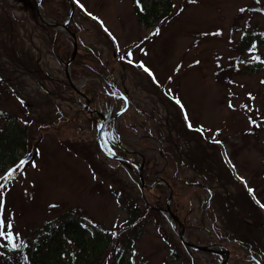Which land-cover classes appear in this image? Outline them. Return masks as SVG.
I'll use <instances>...</instances> for the list:
<instances>
[{"label": "rangeland", "instance_id": "1", "mask_svg": "<svg viewBox=\"0 0 264 264\" xmlns=\"http://www.w3.org/2000/svg\"><path fill=\"white\" fill-rule=\"evenodd\" d=\"M70 1L67 10L61 0L39 5L54 27L38 18L37 0H0V151L5 135L25 131L22 148L5 150L15 161L0 171V258L50 239L66 218L110 229L124 243L131 234L120 198L144 214L130 264H219V254L189 250L169 216L144 207L174 188L169 208L189 241L232 249L225 264H264V72L233 66L242 30L264 27V0H141L147 21H138L134 0ZM64 22L74 57L86 53L79 45L91 48L101 65H88L110 71L112 84L102 87L131 101L129 144L117 154L134 150L149 182L170 187H141L137 170L99 149L98 122L65 77L73 40ZM74 69L79 88L93 80L86 67ZM46 245L50 256L76 249L61 231Z\"/></svg>", "mask_w": 264, "mask_h": 264}, {"label": "trees", "instance_id": "2", "mask_svg": "<svg viewBox=\"0 0 264 264\" xmlns=\"http://www.w3.org/2000/svg\"><path fill=\"white\" fill-rule=\"evenodd\" d=\"M62 4L67 10L71 3L70 0H61ZM42 4L46 3V0L41 1ZM134 4L139 10L137 13L138 21H147L150 16L148 9L142 5L141 0H134ZM72 24V23H71ZM264 42V27L262 30H248L243 29L241 33L240 40L237 43L238 54L235 57L234 67H238L240 72L242 73H257L260 71L264 72V58L261 56L260 47ZM79 50L86 51L85 54H81L79 52L78 56H75L70 63L69 74L72 80L76 79V71L74 69L78 63L80 67H86L90 72V78L93 80H87L84 87L79 88L81 93L88 99L89 108L91 112H86V116L91 119H96L95 122H99L98 114H101L103 119V125L100 132V140L105 148V150L115 156L125 163L135 171V167L133 163L138 164L133 160L134 150H130L128 153L125 152L123 157L117 154L118 149L121 152V146L118 144L117 139L114 137V126L113 121L117 111L122 107L118 106L117 102L121 100V97L117 94L109 91V89L103 88L101 83H105L107 85L111 83V75L110 71L104 69L105 66L96 69L95 67H90L87 61L95 60L99 65L100 62L95 56L94 52L92 53L91 48L83 45H79ZM90 57V58H89ZM237 65V66H236ZM98 80L95 81V80ZM124 96L128 99L127 107L118 113L115 118V130L119 134L121 138L122 145H128L129 142L126 141L125 135L127 134L128 127L126 126L128 123V116L133 111V106L128 95L125 93ZM11 120L13 122L16 121V118L12 117ZM98 126V125H97ZM2 132L0 130V137H2ZM19 132H21L20 135ZM17 133H9L5 135V140L2 143V152L0 151V171H2L6 165V163H12L13 155L11 153H5L9 151L11 146L22 148L24 145L25 131L22 129ZM13 134V135H11ZM114 145L112 146L111 145ZM127 156V157H126ZM7 160V161H6ZM143 179L146 184L151 185L149 190L155 191H163L164 184L161 182H149V176L147 174V166L144 165L142 167ZM167 182L168 180L165 179ZM169 183V182H168ZM170 184V183H169ZM192 185V183H190ZM198 184V183H197ZM171 186V185H170ZM200 186V185H198ZM176 192L174 188H171V196L169 200V204H172L174 201V196ZM211 197H209L210 201ZM167 200V199H166ZM117 203L120 206H124L127 209V217L124 219V223L127 227H129V233L131 237H129L124 243L115 239V233L106 228H100L97 224L88 223L85 219L81 218L79 220H74L71 218L64 219L60 224L58 231H54V234L50 236V239L44 240L40 239L35 243L31 248L25 246L22 248H16L14 250V255L12 257L6 258L2 255L0 258V264H107L106 256L109 254H114V259L110 264H130L131 258L133 257V248L132 245L137 241L143 231V218L144 215L141 212V208L135 203H129L127 201L121 200L117 198ZM144 207L146 209H151L160 211L155 207H164L165 202H157L155 206H151L148 202L144 201ZM161 212V211H160ZM174 214L179 218L178 213L173 211ZM186 230V227L184 228ZM59 231L64 234H71L72 241L76 246L74 251L67 253L64 252L63 247L56 252L58 256H50L49 252L46 250V244L49 241H53L57 239L59 235ZM187 239H191L192 235L187 234ZM197 243H199L197 241ZM227 248V247H226ZM189 250L194 252L195 250L188 247ZM228 249V248H227ZM229 254L228 258H230L234 251L232 249H228ZM59 253H63V258H61ZM212 254L211 252H206Z\"/></svg>", "mask_w": 264, "mask_h": 264}, {"label": "water", "instance_id": "3", "mask_svg": "<svg viewBox=\"0 0 264 264\" xmlns=\"http://www.w3.org/2000/svg\"><path fill=\"white\" fill-rule=\"evenodd\" d=\"M39 4H40V0H37V3H36V9H37V16L39 17L40 21L45 23L46 25H50V26H54V27H58V24L57 23H50V22H46L43 17L41 16L40 12H39ZM68 33H70V31L68 30L67 28V25L66 24H62L61 25ZM71 36H72V40H73V51L68 59V61L65 63V75H66V79H67V82L69 84V86L71 88H73L76 93L78 95H80L81 97H83L84 101H85V104H84V108L88 111H90L89 107H88V100L87 98H85V96H83L80 92V90L77 88V86L73 83V81L71 80L70 76H69V71H68V68H69V64H70V61L72 60V58L74 57L76 51H77V43H76V40H75V35L73 33H70ZM101 126H102V121L100 122L99 124V128H98V131H97V134L99 136V133H100V129H101ZM120 143V142H119ZM98 145H99V148L101 149V151L108 155L107 152L104 150L103 146L101 145L100 141H98ZM138 177H139V182H140V185L141 187H144L145 186V183H144V180H143V173H142V167H139L138 168ZM161 182H164V180H160ZM165 183V182H164ZM165 185L168 187V185L165 183ZM161 211H163L164 213L170 215L171 219L173 220L174 224H178V229H176L177 231V236L179 238V240L184 244V245H187L193 249H196V250H199V251H210L212 253H217V254H220L222 255L223 253H225V256L222 255V260L219 262V264H225L226 260H227V256H228V250L227 249H223V250H218V249H211V248H207V247H203L201 245H197V244H194V243H191L189 242L185 235H184V229H183V226L182 224L180 223L179 219L177 218V216L174 215V213L170 210V208L168 207V205L165 207V208H159Z\"/></svg>", "mask_w": 264, "mask_h": 264}, {"label": "snow or ice", "instance_id": "4", "mask_svg": "<svg viewBox=\"0 0 264 264\" xmlns=\"http://www.w3.org/2000/svg\"><path fill=\"white\" fill-rule=\"evenodd\" d=\"M145 71H147V69H145ZM177 103H179V101H177ZM189 127H191V125H189ZM21 163H23V162H21ZM11 175H12V173H9L8 174V178H10ZM0 187H2V185H0ZM2 211H3V200H2V198H0V212H2ZM4 228H5V221L3 219H0V235H3L4 234V232H3V229ZM7 228L8 229H11L12 228L11 222H8L7 223Z\"/></svg>", "mask_w": 264, "mask_h": 264}]
</instances>
